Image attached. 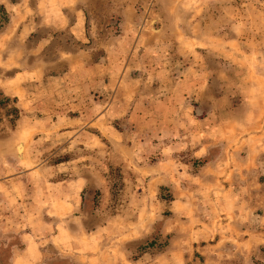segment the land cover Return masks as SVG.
<instances>
[{"label": "rangeland", "instance_id": "374dc122", "mask_svg": "<svg viewBox=\"0 0 264 264\" xmlns=\"http://www.w3.org/2000/svg\"><path fill=\"white\" fill-rule=\"evenodd\" d=\"M0 4V264H264V0Z\"/></svg>", "mask_w": 264, "mask_h": 264}, {"label": "trees", "instance_id": "16d2710c", "mask_svg": "<svg viewBox=\"0 0 264 264\" xmlns=\"http://www.w3.org/2000/svg\"><path fill=\"white\" fill-rule=\"evenodd\" d=\"M8 21V14L5 10V7L0 4V26Z\"/></svg>", "mask_w": 264, "mask_h": 264}]
</instances>
